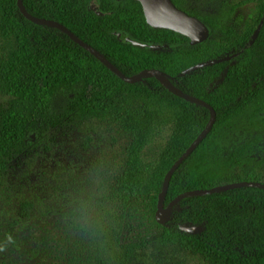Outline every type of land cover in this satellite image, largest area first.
<instances>
[{"label":"trees","instance_id":"16d2710c","mask_svg":"<svg viewBox=\"0 0 264 264\" xmlns=\"http://www.w3.org/2000/svg\"><path fill=\"white\" fill-rule=\"evenodd\" d=\"M174 2L186 10L184 0ZM22 3L30 15L66 25L126 76L157 69L174 88L214 106V126L173 174L165 206L182 192L239 181L237 170L245 165L264 168V158L252 156L261 142L252 134L264 125V70L253 75L247 66H264V7L257 36L255 31L227 55L204 59L210 37L193 45L183 34L153 28L137 0ZM188 12L205 22L210 36L215 33L212 21ZM0 35L13 43L0 57V83L11 96L0 109V160L37 149L51 129L66 122L112 121L131 139L125 169L112 187L130 216L141 215L146 227L160 230L162 244L178 245L213 264H264V189L241 186L187 197L175 204L166 224L157 222L166 174L207 126L208 107L175 95L155 76L124 81L60 28L26 18L17 0H0ZM217 59L223 60L206 64ZM222 91L236 96L220 101ZM166 129L172 132L165 147L155 161L147 160L146 149ZM250 176L247 180L262 181ZM31 207L24 205V216ZM185 224L201 230L185 232ZM127 225L134 232V224ZM115 242L127 260L145 247L143 239L124 245L119 234ZM99 260L120 264L107 262L105 252Z\"/></svg>","mask_w":264,"mask_h":264},{"label":"rangeland","instance_id":"374dc122","mask_svg":"<svg viewBox=\"0 0 264 264\" xmlns=\"http://www.w3.org/2000/svg\"><path fill=\"white\" fill-rule=\"evenodd\" d=\"M184 2L187 11L192 9L215 25L204 59L227 55L253 34L264 7V0ZM12 49L13 43L0 35V57ZM247 66L253 75L264 70ZM235 96L222 91L218 99ZM9 99L0 83V109ZM171 132L166 129L146 149L147 160L158 158ZM252 136L261 137L252 156L263 159L264 125ZM130 141L116 123L88 118L51 129L35 150L0 160V264H100L103 252L107 262L119 259L120 264H213L178 245L162 244L160 230L146 227L141 215L130 216L113 196ZM237 174L240 180L252 174L264 181V168L257 165H245ZM159 201L166 207L163 197ZM25 204L32 206L28 216L23 215ZM132 223L134 232L127 225ZM117 234L124 245L143 239L145 247L136 248L127 260L115 242Z\"/></svg>","mask_w":264,"mask_h":264},{"label":"water","instance_id":"95a60500","mask_svg":"<svg viewBox=\"0 0 264 264\" xmlns=\"http://www.w3.org/2000/svg\"><path fill=\"white\" fill-rule=\"evenodd\" d=\"M17 1L24 15L30 21L39 24L52 25L60 28L61 30L66 32L73 41H75L77 44H79L86 50L90 51L113 73H115L118 77H120L124 81L132 83L142 79L143 77H147L145 76V74H152V76L158 78L163 83V85L168 87L171 90V92H173L175 95L187 101L199 103L209 108L211 112V118L207 126L198 134V136L193 140L190 146L173 163L168 173L166 174L165 186L161 195V197H164L168 192L171 179L177 168L197 149V147L201 144L204 138H206V136L212 130L217 117V112L214 106L210 102L204 99H201L197 96H193L191 94H188L186 92L174 88L173 86L170 85V83L162 76L160 71L157 69H145L139 72L138 74L132 76H126L114 64H112L104 55H102L95 47H93L92 45L88 44L84 40L77 37L66 25L56 20L30 15L29 13L26 12L22 0H17ZM137 1H139L142 4L146 20L153 28L168 29L183 34L189 37L190 42L193 45L202 43L210 37V29L205 24V22H203V20H201L199 17L192 15L188 11L178 7L177 4L174 2V0H137ZM258 32H259V28L256 30L255 36L258 34ZM222 60L223 59H217V60L209 61L206 64L212 65ZM196 67H199V65H195L191 69H194ZM241 186H252V187L264 189V181L241 180V181L221 184L210 188L194 189V190H188L182 192L177 196H175L166 207H162L160 203L158 204V209L156 212L157 222L163 225L166 224V222L171 218L173 207L181 199L191 196L212 194L215 192L241 187ZM181 230L188 233H195L200 231L201 227L189 226L185 224V225H181Z\"/></svg>","mask_w":264,"mask_h":264},{"label":"bare ground","instance_id":"6f19581e","mask_svg":"<svg viewBox=\"0 0 264 264\" xmlns=\"http://www.w3.org/2000/svg\"><path fill=\"white\" fill-rule=\"evenodd\" d=\"M146 75H149V74H146Z\"/></svg>","mask_w":264,"mask_h":264}]
</instances>
